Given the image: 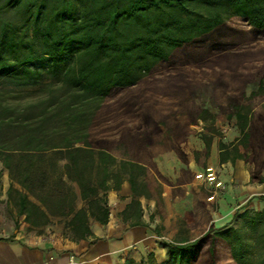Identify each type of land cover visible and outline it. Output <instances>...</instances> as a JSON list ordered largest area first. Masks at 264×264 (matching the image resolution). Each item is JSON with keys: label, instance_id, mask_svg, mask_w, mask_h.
Wrapping results in <instances>:
<instances>
[{"label": "trees", "instance_id": "obj_1", "mask_svg": "<svg viewBox=\"0 0 264 264\" xmlns=\"http://www.w3.org/2000/svg\"><path fill=\"white\" fill-rule=\"evenodd\" d=\"M201 98L236 118L219 161L242 160L264 184V0H0V179L6 170L8 199L32 226L64 215L74 236L91 235L89 218L107 222V191L125 179L123 215L139 223L146 165L161 143L189 162L191 125L210 116ZM119 144L128 157L113 155ZM192 192L205 207L203 188ZM162 246L161 262L123 264H264V207Z\"/></svg>", "mask_w": 264, "mask_h": 264}, {"label": "crops", "instance_id": "obj_2", "mask_svg": "<svg viewBox=\"0 0 264 264\" xmlns=\"http://www.w3.org/2000/svg\"><path fill=\"white\" fill-rule=\"evenodd\" d=\"M218 143L212 142L208 157L198 162L194 151H201L204 142L197 137H188L183 144V150L189 158L187 164L172 150L156 153L152 158L154 168L146 165L145 181L151 197H137L142 209L139 223L123 215L132 199L130 184L125 179L118 190L107 191V222L100 223L89 218L91 235L84 238L74 236L67 226L69 217L64 215L49 216L48 222L40 226H32L24 221V216L17 214L14 195L8 199L10 181L4 170L0 179V264H48L50 256H53L54 264H123L127 258L139 262L150 254L155 262L165 260L166 252L160 237H164L165 241L192 239L211 222L216 225L217 219L222 220L219 224H223L239 207L227 204L231 198V183L240 185L248 181L249 171L240 159H236L233 164L229 161L220 162ZM114 156L117 159L128 157ZM207 167L219 172L217 179L222 181L223 189H227L221 191L224 202L223 206L220 205L222 213L217 219H210L206 228L195 236L196 222L187 220L188 215L194 213L196 197L192 189L198 185L208 188L197 183L194 176L204 173ZM187 169L190 170V176L194 177L192 181L186 174ZM160 177H166L171 184L163 182ZM179 177L183 178V182L178 181ZM14 187L20 189L17 184ZM81 205L78 199L76 206ZM203 208L208 210V203Z\"/></svg>", "mask_w": 264, "mask_h": 264}, {"label": "rangeland", "instance_id": "obj_3", "mask_svg": "<svg viewBox=\"0 0 264 264\" xmlns=\"http://www.w3.org/2000/svg\"><path fill=\"white\" fill-rule=\"evenodd\" d=\"M227 21L234 26L246 28L243 19L235 13H228ZM255 87L256 82L248 84L245 89L246 93L249 94V92ZM196 101L209 110L210 116H205L203 120H198L197 124L191 125V129L193 130V132L188 137H197L199 139H202V135H204L208 138H211V143L224 141V143L228 145L235 142L236 139L240 136L238 129L235 127L236 118L234 116L230 118L226 114H220L217 108L212 105V102L209 98H201L197 99ZM163 148L164 145L162 143L159 144L158 149H160V151H164ZM112 153L116 156L126 155L125 148L121 144L115 146L112 149ZM198 158L200 160L203 159V155L200 154V157ZM244 165L245 168L249 171V165ZM214 173L218 178L219 172L214 170ZM176 179L177 177L174 178V180ZM231 185V198L227 203L228 206H243L249 204V206H253L258 209H262L264 207V184L259 182H251L249 176L248 181L245 180L240 185L238 183H231ZM197 187L201 189L203 188L199 185ZM223 190V187L218 188L215 191L213 189L203 188V193L201 194V196L207 199L208 210L203 208L197 198L195 199L194 213L188 215L187 217L188 221H190L191 219L192 221L196 222L194 226L195 236L199 234L204 228H206V225L210 219H217L219 214L222 213L220 205H224V202L222 201L223 193L221 192ZM220 222H222V220L217 219L216 225H219ZM160 240L165 241V238L160 237Z\"/></svg>", "mask_w": 264, "mask_h": 264}, {"label": "built area", "instance_id": "obj_4", "mask_svg": "<svg viewBox=\"0 0 264 264\" xmlns=\"http://www.w3.org/2000/svg\"><path fill=\"white\" fill-rule=\"evenodd\" d=\"M197 183L207 187L208 189H213L214 191L218 188L223 187V183L221 180L217 179V176L214 173V169L212 167H207L204 173H199L195 176ZM53 256L49 257L48 264H54L52 262ZM71 261V260H70Z\"/></svg>", "mask_w": 264, "mask_h": 264}]
</instances>
